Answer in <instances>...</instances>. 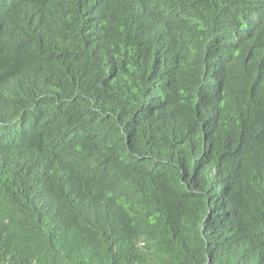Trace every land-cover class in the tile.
Here are the masks:
<instances>
[{
  "label": "trees",
  "instance_id": "obj_1",
  "mask_svg": "<svg viewBox=\"0 0 264 264\" xmlns=\"http://www.w3.org/2000/svg\"><path fill=\"white\" fill-rule=\"evenodd\" d=\"M0 264H264V0H0Z\"/></svg>",
  "mask_w": 264,
  "mask_h": 264
}]
</instances>
